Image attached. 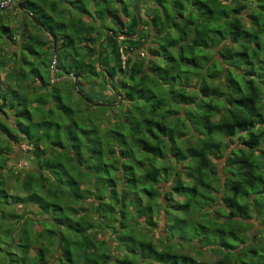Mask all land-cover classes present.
Instances as JSON below:
<instances>
[{
	"label": "trees",
	"instance_id": "obj_1",
	"mask_svg": "<svg viewBox=\"0 0 264 264\" xmlns=\"http://www.w3.org/2000/svg\"><path fill=\"white\" fill-rule=\"evenodd\" d=\"M140 1L149 19L132 0H18L17 34L0 7V264H264V0ZM36 30L76 85L36 66ZM24 139L37 168L9 188Z\"/></svg>",
	"mask_w": 264,
	"mask_h": 264
},
{
	"label": "rangeland",
	"instance_id": "obj_2",
	"mask_svg": "<svg viewBox=\"0 0 264 264\" xmlns=\"http://www.w3.org/2000/svg\"><path fill=\"white\" fill-rule=\"evenodd\" d=\"M17 1L18 0H0V4L2 5L1 7H3V8L6 9V11L2 12L3 20H6V21L8 20V22L10 23V27L12 29L11 32L12 33H16V34H17V31H19L20 25H21V21L23 20V17L21 15V13L20 12H17V10L15 9V6H14ZM131 4L132 5L134 4V8H135V5H136V15L139 17V21H141V18L149 19V18H147V15L149 13V10L147 8V5H146L145 1L132 0ZM246 12L247 11L242 12V14L243 15H246ZM243 22H244V24H245L246 27H251V26L254 25L247 18H245L243 20ZM26 23L28 24L29 22H26ZM28 26H29V24L27 25V28L28 29L26 28V31H28V32L30 31L31 32L32 30H35L34 28H31V27H28ZM140 27H141V25H140ZM36 32L40 36V39L42 41V45L44 46V48L47 51V54L46 55H44L39 60H36L35 61L36 66H38L42 70H45L46 71V69H47L46 68V64H49V68L50 69H49V72L46 73V75H49L50 82H61L60 87H61L62 90L68 89L71 82H75L76 81V83H78V81H79L78 80V76L75 77V76H72L71 74L70 75L64 74L63 76L58 77V78L55 77L56 76V74H55L56 68H57L58 63H59V61L56 60L57 59V56H58L57 53H56V46H55V49H54V45L52 43V37L49 34H47L45 32H42V31H37V30H36ZM107 32H108V30L107 31L104 30L105 37H106ZM154 32H155V30H154L153 27H150V26L146 25L144 27V30H143V35L144 36H143L142 42L143 41L146 42V39L150 40L151 37L153 36ZM104 35L102 37H104ZM105 37L102 39V41L105 39ZM119 38H122V36H119ZM16 41H17V39H16ZM102 41H101V44H102ZM145 42H143V43H145ZM19 44H20V42L17 41L15 43H12L11 48H9V47L6 48V50L4 51L6 57H9L12 54V51L18 50L19 49ZM52 48L54 50L53 53H52ZM99 48H100V45H99ZM135 53L139 54V57L140 58L145 59V57H146L144 55V50L142 48L136 50ZM27 59L33 60L32 59V56H30V55L27 56ZM8 61H9V59L7 58V65H9V64L12 65ZM40 62L43 65L40 64ZM55 63H57V64H55ZM11 71L12 70L10 68H6L5 69L6 74H4V75H8V77H10L8 79L10 84L13 83V75H12V73H10ZM88 75H90V74H88ZM91 82H95L94 89L96 91H102L101 86L99 84L100 81L98 80V78H96L94 76H91L89 79L82 80L81 83L84 86H86V85H90ZM26 83H28V81ZM29 85H30V83H29ZM79 88H80V90L82 92H84L83 87H79ZM80 90L78 89L77 91H80ZM192 92H197L196 88L193 89ZM106 93H108V92H106ZM71 94H72V96H73V98L75 100L76 99V94L73 93V92H71ZM91 98H94V95L92 93H91ZM93 109H95V108H93ZM91 111H92V109H91ZM8 114H10V113H8ZM108 116H109V112L106 111L105 112V117H108ZM3 118H4V121L6 123H8V120L6 119V116L3 117ZM105 125H106V123L103 121V124H101V126H105ZM105 127H107V126H105ZM5 145L6 144H4V146ZM235 146H236V143L232 142L231 143V146L229 148H224L222 150V153H223L224 156L221 157V158L220 157H217V156L216 157H213L212 156V160L214 162L215 169L218 172L219 176L222 177V178L224 177L223 174H222V170H223V163H224L225 157L230 152V149L233 148V147H235ZM5 148L8 151L10 150L9 149L10 146H7L6 145ZM11 149H12L13 152H11V154H10V160L8 161V166L10 167L11 172H5L4 173V178H3L4 181H5V184H6L5 186H7L9 188H12L13 186H16L17 185L16 178H18V176L21 175V173H22L23 170L31 169V168H34V169L37 168V165L34 162V159H35L34 156L28 152V151L31 150L30 145H28L26 143V140L25 139L23 141H21L20 143L14 144L13 145V148H11ZM65 159L66 160H64L62 163H63V166L66 169H68V160H67L68 158H65ZM89 165H91V164H89ZM85 166L88 167V162H84L83 163V167H85ZM51 170H49L50 173H53L54 170L53 169H51ZM88 170L89 169L86 168V171H88ZM168 177H169V175H168ZM171 185H172L171 184V181L168 182V183L163 184V190H168L171 187ZM16 193H17V196H18L19 195L18 194L19 193L18 190L16 191ZM88 201L89 202H92V200H88ZM160 201L162 203L165 202L163 199L162 200L159 199L158 200V203L159 204H160ZM84 205L87 206L86 204H84ZM19 212L20 211H17V213H19ZM160 223H161V221H160ZM262 227H264V226H262ZM161 229H162V224L159 225L158 229L155 232L154 231L153 232L152 231L150 232V237L153 239L154 243H155L156 238H157V234H158L157 231L158 230L160 231ZM253 230H256V227H254ZM101 238L105 239L106 242L108 244H110L111 246L114 245V242L111 239L110 231H105L102 234V237ZM33 252H34V250L31 251V253H33ZM107 252H109V251H107ZM189 253L192 255L194 252H193V250H190ZM217 256L218 255L213 254L212 252H208V253L204 254L203 259L204 260L214 261V260L217 259Z\"/></svg>",
	"mask_w": 264,
	"mask_h": 264
},
{
	"label": "water",
	"instance_id": "obj_3",
	"mask_svg": "<svg viewBox=\"0 0 264 264\" xmlns=\"http://www.w3.org/2000/svg\"><path fill=\"white\" fill-rule=\"evenodd\" d=\"M2 5L0 4V7H1ZM135 10H136V5H135ZM30 15V18L32 19V20H34L35 21V23H37L40 27H44V25L33 15V14H29ZM138 17V16H137ZM138 21H139V17H138ZM139 27H140V24L138 25V29H139ZM109 34H110V31H108L107 32V34H106V37H105V39L102 41V43L104 42V41H106V39H107V37L109 36ZM49 35L52 37V39H53V44H54V49H55V44H56V35L54 34V33H51V32H49ZM100 52H101V50H100V48H99V52H98V56H100ZM76 77V76H75ZM74 84L76 85V81L74 82Z\"/></svg>",
	"mask_w": 264,
	"mask_h": 264
},
{
	"label": "built area",
	"instance_id": "obj_4",
	"mask_svg": "<svg viewBox=\"0 0 264 264\" xmlns=\"http://www.w3.org/2000/svg\"><path fill=\"white\" fill-rule=\"evenodd\" d=\"M121 59H122V63H124L125 57L123 55L121 56Z\"/></svg>",
	"mask_w": 264,
	"mask_h": 264
}]
</instances>
